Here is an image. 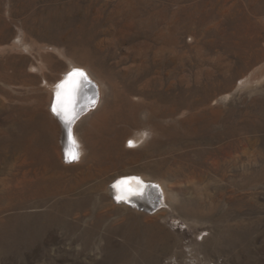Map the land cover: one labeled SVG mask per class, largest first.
I'll return each instance as SVG.
<instances>
[{
  "label": "rangeland",
  "instance_id": "obj_1",
  "mask_svg": "<svg viewBox=\"0 0 264 264\" xmlns=\"http://www.w3.org/2000/svg\"><path fill=\"white\" fill-rule=\"evenodd\" d=\"M76 67L105 84L82 160L50 93ZM134 173L180 210L116 203ZM0 264H264V0H0Z\"/></svg>",
  "mask_w": 264,
  "mask_h": 264
},
{
  "label": "bare ground",
  "instance_id": "obj_2",
  "mask_svg": "<svg viewBox=\"0 0 264 264\" xmlns=\"http://www.w3.org/2000/svg\"><path fill=\"white\" fill-rule=\"evenodd\" d=\"M21 44L23 45L22 41ZM70 64L76 63L71 62ZM86 69L97 82L94 81L87 72L83 71V69L76 67L75 69H70L69 73H66L60 82L58 81L59 85L56 83L52 85L50 83L51 98L55 103L52 105V108L53 110L55 109L54 112L60 121V127L62 128L64 136L67 137L68 146L66 147V154L69 152V155L75 153L81 160L84 158L86 159L89 151L84 141L85 139H83L85 137L78 132V126H80L83 120H85L87 116L89 117L93 111L99 110L105 90L103 80L97 77L89 68ZM73 70H75V73H71ZM81 73L83 75H81ZM58 112L60 113L59 115L57 114ZM145 132L138 135L131 134L127 140H131L132 144H135L134 146H139L142 143L145 144ZM150 174L134 173L128 176H117L110 183L108 190L110 196L116 203L118 202L131 209L141 210L148 214H155L159 217H164L170 207L172 210L175 208L179 211L180 209H177L176 205L183 199H180L178 194H176L177 192L175 193L173 191L174 189L172 188V190L169 187L168 184L170 179L163 175L152 177ZM162 198L166 200L168 204L167 207L169 208L158 211ZM191 203L192 201L190 205L187 204V206H189V209H187L188 212L190 208L193 210V212L189 214L200 213L199 205Z\"/></svg>",
  "mask_w": 264,
  "mask_h": 264
},
{
  "label": "snow or ice",
  "instance_id": "obj_3",
  "mask_svg": "<svg viewBox=\"0 0 264 264\" xmlns=\"http://www.w3.org/2000/svg\"><path fill=\"white\" fill-rule=\"evenodd\" d=\"M81 75H83V74L81 73ZM54 111H55V109H54ZM57 114L59 115L60 113L58 112ZM73 159H75V156L73 157Z\"/></svg>",
  "mask_w": 264,
  "mask_h": 264
}]
</instances>
